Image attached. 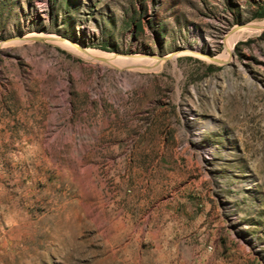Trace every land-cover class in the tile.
Here are the masks:
<instances>
[{
    "label": "rangeland",
    "instance_id": "374dc122",
    "mask_svg": "<svg viewBox=\"0 0 264 264\" xmlns=\"http://www.w3.org/2000/svg\"><path fill=\"white\" fill-rule=\"evenodd\" d=\"M259 21L264 0H0V264H264V28L225 45Z\"/></svg>",
    "mask_w": 264,
    "mask_h": 264
},
{
    "label": "bare ground",
    "instance_id": "6f19581e",
    "mask_svg": "<svg viewBox=\"0 0 264 264\" xmlns=\"http://www.w3.org/2000/svg\"><path fill=\"white\" fill-rule=\"evenodd\" d=\"M246 26L247 27H237L234 31H231L225 37V45L227 46V48H228V50L230 52L232 50V45H233L235 39L245 35L242 32V29L249 28L248 31H258V30L264 28V21H259V22H256V23H249ZM234 32H236L237 34L236 33L234 34ZM33 38L42 39V40H48V41L54 42V43H56L58 45H61V46L63 45L65 47L69 48L70 51L74 52L75 54L81 55V56H83L85 58H92L93 60L99 61V62H102V63L126 65L127 67H132V66H138V65L140 66L142 64L153 62V61H159V58L156 59V57L154 59L146 60V59L137 57V56H140V55H131V56L127 55L126 56V55L116 54L119 58H121L123 60H129V59L125 58V57H128V58H131V59L135 60V61L129 60L130 62L123 63V62L118 61L117 59H115L114 57H112V56H110L108 54L102 53V51H98V50H95V49H85V48H82L83 46H81V45H80L81 47H79V46H77V45H75V44H73V43H71V42H69L67 40H64L63 38L61 39V38H59L57 36H54V35H45L44 33H33V34H30V35L26 36L25 38H24V36H22L20 39L17 38V40L18 41H23V40L33 39ZM183 51L190 52L188 49H186V50L184 49ZM195 53H198V52H195ZM173 54H174V52L171 53V55H173ZM171 55H165V56H171ZM209 56H211V55H209Z\"/></svg>",
    "mask_w": 264,
    "mask_h": 264
},
{
    "label": "trees",
    "instance_id": "16d2710c",
    "mask_svg": "<svg viewBox=\"0 0 264 264\" xmlns=\"http://www.w3.org/2000/svg\"><path fill=\"white\" fill-rule=\"evenodd\" d=\"M263 13H261L260 15H262Z\"/></svg>",
    "mask_w": 264,
    "mask_h": 264
},
{
    "label": "water",
    "instance_id": "95a60500",
    "mask_svg": "<svg viewBox=\"0 0 264 264\" xmlns=\"http://www.w3.org/2000/svg\"><path fill=\"white\" fill-rule=\"evenodd\" d=\"M159 57H161V56H159Z\"/></svg>",
    "mask_w": 264,
    "mask_h": 264
}]
</instances>
